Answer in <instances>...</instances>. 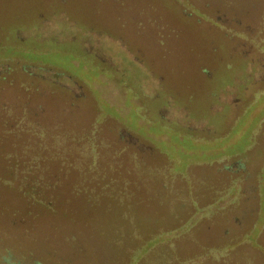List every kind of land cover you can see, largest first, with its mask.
<instances>
[{
  "label": "rangeland",
  "instance_id": "1",
  "mask_svg": "<svg viewBox=\"0 0 264 264\" xmlns=\"http://www.w3.org/2000/svg\"><path fill=\"white\" fill-rule=\"evenodd\" d=\"M141 5L158 10L162 28L172 30L185 46L177 61L168 62L177 87L167 85L155 102L144 98L143 103L159 104L169 95L174 106L187 108L185 119L202 120L199 115L203 114L215 126L213 130L206 127L189 133L175 122L168 125L169 113L157 118L160 124L152 122L159 133L151 131L143 137L140 129L149 121L136 113L133 104H140V98H129L128 92L137 87L131 91L127 84L134 81L138 66L117 41L105 45V57L116 61L114 65L83 54L82 35L90 36L91 30L113 35L104 22L116 30L123 22V10ZM239 7L252 19L244 17L245 22L264 27V0H0V71L9 67L1 71L6 76L0 77V168L3 154L29 160L40 157L43 162L58 156L76 165L59 173V203L64 207L72 203L73 217L44 216L14 227L2 209H14L19 198L13 188L0 187V239L7 242L6 247L18 254L23 242L36 249L39 259L45 257L54 239L45 227L37 228L36 234L31 227L59 220V226L75 225L71 227L87 247L79 257V251H74V260H80L65 264L86 260L95 264H264V156L257 146V135L264 136V90L251 87L253 97L261 98L246 100L242 118L229 128L221 112L210 110L216 102L214 92L235 77L236 68H243V76L250 69L231 52L230 35L219 33L221 23L216 22L226 19L218 11L233 15ZM259 30L263 33L244 37L264 42V28ZM65 31L69 40L60 39ZM77 33L80 39L70 40ZM91 39L89 46L96 37ZM259 47L264 52V45ZM259 64L264 74V57ZM64 70L76 77H54ZM171 128L178 141L173 140ZM125 131L153 147L152 152L129 143ZM230 131L233 136L222 143ZM195 137L213 138L220 144L212 154L238 141L225 153L198 154L195 147L205 145L197 144ZM239 159L244 166L238 171ZM233 163L223 177L214 174ZM95 180L102 186L95 187ZM75 189L79 196L72 194ZM85 192L104 194L90 203ZM117 239L123 242L114 244ZM61 244L60 252L72 255L69 244Z\"/></svg>",
  "mask_w": 264,
  "mask_h": 264
},
{
  "label": "flooded vegetation",
  "instance_id": "2",
  "mask_svg": "<svg viewBox=\"0 0 264 264\" xmlns=\"http://www.w3.org/2000/svg\"><path fill=\"white\" fill-rule=\"evenodd\" d=\"M134 7L135 6L128 7L126 11L123 10V22L118 21L119 25H121L119 28H116V30H114L111 23L109 24L106 21L104 22L107 25V27L104 28L112 30L114 32V36L109 34L110 32L105 35L102 31L91 30V33H89L90 36L82 35V38L80 39L77 33L75 35H72L70 40L80 39L81 43L79 46L83 48V54L91 58L93 57V60H99L102 63H109L111 65H114L116 61L105 57L106 44L108 46L110 44H115L117 41V45H119L120 50L123 49L127 51V56L131 57L133 62L136 64V67L138 66L137 69L139 71L138 73L134 71V81H127L128 79H126L125 77V72H123L122 76H124L123 78L125 79V81H127L128 90L131 89V91H133L132 89H135L134 86L137 87V90H134L132 94L128 92V97L132 98L136 95L139 96L140 104L134 103L133 106L138 110L136 112L138 115H141L142 118L148 119L149 121V123L146 122L147 124H149V126L144 128L143 124V127H141L142 129H140V134L143 137L147 138L148 135H151V131L154 133H159V129H153V125L155 123L152 122L160 124V122H158L157 120L163 118L169 113L170 116H167L168 120L166 121L168 122L166 123L168 125H172V123L175 122L177 125H179L180 129H184V131L187 130L189 133L196 130L199 131L200 129H205L206 127H208V129L210 130H213L215 126L212 124L210 119L205 117L203 114L199 115L203 117L202 120L193 119V121L185 119V114L189 113L187 108H178V106L181 105L174 106L173 102L170 101L168 97L171 99L174 98L170 97L169 95L163 96V102L159 104L153 103L151 106H149L143 103L142 100L144 98L148 99L150 102H155L156 98L159 97L160 92L166 90L167 85L174 88L177 87V77H173L170 74L169 69L171 68V66L168 64V62L177 61V55L179 56L182 54L183 47L185 46H183L184 43L177 41V36L174 37V35H172L175 34L172 30L162 28V18L160 14L157 13L159 12L158 10L148 9L143 5H141L138 9H134ZM241 7H239V10L233 12V15H230L228 10L218 11V13L221 14L220 16L226 17V19L223 21H216L217 23H221V26L218 27L220 29L219 33L230 35L229 47L231 49V52L239 55L240 59L243 60V62L245 61L246 64L248 63V68H250L244 74V76L241 74L243 68H236L235 77H230L229 81L227 80L226 82H224V84L221 85V88L214 92L216 102L213 103L210 108L211 113L221 112L224 115L223 122L224 125L227 126V128H229V126H233L238 122L239 119L242 118V112L248 101H256L257 99L261 98L262 95H259L257 99L253 97L251 87L258 88L261 91L264 90V74H262L260 71L261 66L259 67V63L264 57V52L262 51L263 48L259 46L264 45V42L254 41L253 38H255V36L251 37V41H248V36L244 37V35H248L251 33H263V30L261 31L259 29L264 27L255 26L253 22H245L243 18L245 17V19H248L250 18V16H247V14L243 12V10H241ZM252 8L254 9V11L256 10L254 6H252ZM248 12L250 13V11ZM118 14V12L114 11L112 15L113 17L117 18L119 16ZM247 21H252V19H248ZM115 23L116 22H113V24ZM163 33L168 36L163 37ZM68 34L69 33L65 31L62 35V38L60 39H67L66 37L68 36ZM93 37H96V41L91 43V45L89 46L88 41H92V39L88 40V38ZM119 41L121 43H119ZM254 65H256V69H253ZM87 66L88 65H84V69ZM7 68L9 67L3 68L1 71H7ZM1 71L0 77H5L6 75H2ZM54 77H67L68 79H72L71 77L76 76L64 70L59 74L54 75ZM62 84L63 86H65V88L71 89L70 84ZM77 92L81 93V91ZM261 94H263V92ZM227 120L229 122H227ZM161 127L163 129L165 128V125L162 124ZM171 129L173 140L178 141L177 138L173 136V132H175L173 131L174 129ZM123 133L124 136L127 137V141L129 143L133 145L138 143L137 145L140 149H144L145 151L150 149L152 152L153 147H151L150 145H146L145 142L141 140L139 141V138L136 137L133 133L126 131ZM233 134L231 135V131L229 132V134H226L228 136L223 140L222 143L228 141V139L233 136ZM236 134L237 132H235V136ZM179 138L183 139L182 134H179ZM257 140H259L257 146L260 148L259 150H262L264 156V136L257 135ZM194 141L197 144L205 145H199L195 147L197 148L198 154L209 153L211 155H217L219 153H225V149L228 146H232L233 143L237 142L238 138H236L232 144H229L225 149H223V151H216V154L214 153L215 147L219 146L220 144L217 145L216 141L213 138L211 140H203L202 138L198 139V137H195ZM171 146L170 148L174 150L173 144ZM176 148L178 149V147ZM211 150H214V154L210 152ZM193 151L191 154H194ZM236 154L239 155L240 152L233 153L231 155ZM235 164L236 163L219 167L218 169H216V171H214V174L217 173V177L219 175L220 177H223V173H225V171H229ZM237 165L240 166V168L238 169L239 171L243 168L244 163L242 164L241 160L239 159ZM251 188L253 190H256L257 185L251 184Z\"/></svg>",
  "mask_w": 264,
  "mask_h": 264
},
{
  "label": "trees",
  "instance_id": "3",
  "mask_svg": "<svg viewBox=\"0 0 264 264\" xmlns=\"http://www.w3.org/2000/svg\"><path fill=\"white\" fill-rule=\"evenodd\" d=\"M228 4L230 5V3ZM2 156H4L2 157L4 159V164L0 168V187L13 188L19 198V205L13 207L14 209H12V206L4 207L2 209V215H5V218L10 217V221H8V219L7 221L14 227L17 225L20 228L22 224L28 221L29 223L30 220L36 222L40 220V217L44 216L49 218L52 215L57 219H62L60 214L67 217H73L75 215L76 211L73 209L72 203L65 204V207L63 206L64 204L59 203L61 201L59 191L61 176L59 173L66 169L67 166H72V168L75 169L76 165L73 166V162L68 163L63 158L59 159L58 156L50 157L46 162H43V160L40 161V157L35 160L30 158L29 160L20 155H15L14 157V155L11 154H3ZM45 171L48 172V176L45 175ZM94 186L97 187L102 185L99 181L96 182L95 180ZM72 194L74 196H79L80 191L75 189L72 191ZM84 194L87 202L95 203L94 200H98L104 193L85 192ZM2 196L0 192V197ZM10 213L13 214V217H11ZM58 221L59 220H55V223L47 222L46 225H48V227L38 224L31 227L34 234H36L35 230L37 228L42 229L45 227V230L54 239L52 240L54 244L45 251L48 252L45 257L43 256L39 259V254L36 252V249L23 245V242L22 246L21 244V247L19 246L21 249H19L18 254H16L12 251V248L6 247L7 242L0 239L2 242V246L0 244V247L5 248V250L0 252V264H65L80 260L78 257L86 254V242H82V236L78 234L77 230L71 227L75 225L68 224L59 226L56 224ZM134 230L137 232L139 228L134 226ZM150 239L151 237L146 240L149 241ZM63 241L69 244L68 247L72 250V255L65 257V255L60 252L62 248L61 243H63ZM119 242L121 241H118V239L113 241L114 244H118ZM55 243L57 248L54 247ZM153 243L154 242H152V244ZM76 250L79 251L77 254V256H79L74 260L75 257L73 253ZM132 251L133 249L130 250V252ZM86 261V263L82 262L80 264H95L92 260Z\"/></svg>",
  "mask_w": 264,
  "mask_h": 264
}]
</instances>
